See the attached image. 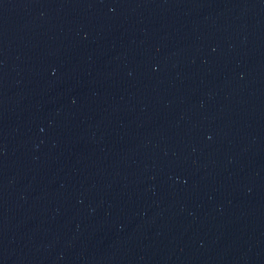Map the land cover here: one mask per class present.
Wrapping results in <instances>:
<instances>
[{"label":"water","instance_id":"95a60500","mask_svg":"<svg viewBox=\"0 0 264 264\" xmlns=\"http://www.w3.org/2000/svg\"><path fill=\"white\" fill-rule=\"evenodd\" d=\"M0 264H264V0H0Z\"/></svg>","mask_w":264,"mask_h":264}]
</instances>
